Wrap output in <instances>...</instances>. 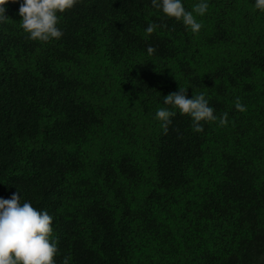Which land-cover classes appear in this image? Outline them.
Returning <instances> with one entry per match:
<instances>
[{"label": "trees", "instance_id": "trees-1", "mask_svg": "<svg viewBox=\"0 0 264 264\" xmlns=\"http://www.w3.org/2000/svg\"><path fill=\"white\" fill-rule=\"evenodd\" d=\"M22 2L0 22V198L53 217L55 264H264L256 0H206L198 34L151 0H78L48 42ZM179 87L215 109L203 132L178 109L167 134L156 119Z\"/></svg>", "mask_w": 264, "mask_h": 264}, {"label": "clouds", "instance_id": "clouds-1", "mask_svg": "<svg viewBox=\"0 0 264 264\" xmlns=\"http://www.w3.org/2000/svg\"><path fill=\"white\" fill-rule=\"evenodd\" d=\"M17 2V0H12ZM152 6L162 9L163 13L183 24L198 34L203 27L197 16H203L208 10L206 0L193 6L191 11L186 10L182 0H151ZM9 0H0V22L9 18L5 15L6 5ZM78 0H23L20 3L19 15L22 29L29 34L32 40L48 42L59 39L63 32L58 27L60 14L71 10ZM256 8L264 11V0H256ZM195 14V15H194ZM159 27L150 24L146 35H151ZM155 49L148 47L151 55ZM165 105L159 108L156 119L161 122L163 132L167 134L172 118L179 110L181 115H188L193 121V130L203 132L201 122H215L218 117L215 109L209 106L206 94L200 93L188 98L187 89L179 87L177 92H172L164 97ZM235 107L240 112H245L246 107L237 98ZM227 113L219 118L220 126H226ZM53 217L47 211H40L30 203H21V194L13 193L10 199L0 198V264H55L54 257L58 252L57 241L53 237ZM68 264V258L64 260Z\"/></svg>", "mask_w": 264, "mask_h": 264}]
</instances>
